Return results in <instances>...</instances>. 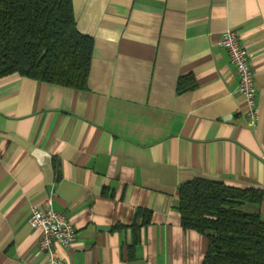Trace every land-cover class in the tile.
Masks as SVG:
<instances>
[{
	"label": "crops",
	"instance_id": "obj_1",
	"mask_svg": "<svg viewBox=\"0 0 264 264\" xmlns=\"http://www.w3.org/2000/svg\"><path fill=\"white\" fill-rule=\"evenodd\" d=\"M71 2L85 87L0 78V264H46L28 217L48 195L76 230L62 264H202L207 238L178 212L195 178L259 189L244 207L264 223V0ZM225 29L250 55L254 127Z\"/></svg>",
	"mask_w": 264,
	"mask_h": 264
},
{
	"label": "trees",
	"instance_id": "obj_2",
	"mask_svg": "<svg viewBox=\"0 0 264 264\" xmlns=\"http://www.w3.org/2000/svg\"><path fill=\"white\" fill-rule=\"evenodd\" d=\"M92 38L75 25L71 0H0V78L12 74L85 87ZM192 87L178 82V90ZM261 191L195 178L178 186L183 229L207 238L202 264H264Z\"/></svg>",
	"mask_w": 264,
	"mask_h": 264
},
{
	"label": "built area",
	"instance_id": "obj_3",
	"mask_svg": "<svg viewBox=\"0 0 264 264\" xmlns=\"http://www.w3.org/2000/svg\"><path fill=\"white\" fill-rule=\"evenodd\" d=\"M218 45L226 50L237 73V93L243 100L242 113L247 125L254 127L258 110L250 55L240 42L237 32L232 29L222 31ZM28 223L33 229L39 230L38 251L44 253L46 264H62L54 244L69 246L76 238V230L64 213L53 209L51 195L45 198L42 208L32 206Z\"/></svg>",
	"mask_w": 264,
	"mask_h": 264
},
{
	"label": "rangeland",
	"instance_id": "obj_4",
	"mask_svg": "<svg viewBox=\"0 0 264 264\" xmlns=\"http://www.w3.org/2000/svg\"><path fill=\"white\" fill-rule=\"evenodd\" d=\"M244 210H246L247 208L246 207H243Z\"/></svg>",
	"mask_w": 264,
	"mask_h": 264
}]
</instances>
